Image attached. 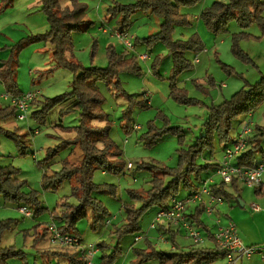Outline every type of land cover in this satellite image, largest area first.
I'll return each mask as SVG.
<instances>
[{
  "label": "rangeland",
  "instance_id": "obj_1",
  "mask_svg": "<svg viewBox=\"0 0 264 264\" xmlns=\"http://www.w3.org/2000/svg\"><path fill=\"white\" fill-rule=\"evenodd\" d=\"M8 1L6 0V2ZM15 1L19 3L18 0H13V3ZM22 1L24 0H20V2ZM137 1L82 0L81 2L88 7L86 20L92 25L86 31L72 34L74 47L72 53L69 54L72 61L85 67H106L108 63L106 52L109 46H115L118 51L124 50L123 43L113 36L114 30L119 29L118 19H112L108 16L107 9L114 3L127 5L135 4ZM216 1L225 2V0H198L191 7H181V13L189 15L191 24L189 26H176L174 30L173 38L175 40L188 41L192 35L197 34L205 47L203 51L197 53H186V59L191 61L194 67L183 72L176 82L180 89L187 91L190 99L199 101L196 102L197 104H181L170 97V75L173 61L161 39L156 41L151 48L144 44L136 45L133 41V45L136 46L131 54L138 58L142 74L138 76L123 73L120 76L126 93L139 101L148 97L151 102L148 109L135 108L133 113L134 130L126 131L123 127V113L128 107L126 99L121 94H117L115 90H108L103 83H96L105 99L103 111L106 114V119L94 121L91 125L93 127H110L109 137L123 151L125 162L124 170L119 174L97 170L93 175L95 184H107L109 186L105 190L93 193V197L101 201L109 213L105 225H100L96 230L91 227V210H88V218L80 220L76 225L78 234L82 237L83 248H87L89 244L95 245L98 249L100 244L109 246L103 250L99 249L97 258H95L96 264L99 263L104 253L111 254L118 243L114 231L116 228H122L126 223L124 205L134 203L136 208L142 206L139 201L132 202L129 191L144 193L151 188L152 173L147 169L138 168L139 165L156 162L161 167H175L178 163V153L183 148L179 144L178 137L169 134L162 137L154 145H146L145 139H141V136L148 131V122L155 121L156 126L162 128L164 126L163 120L157 119V115L162 113L169 119L172 126L181 127L185 135V145H192L201 135L202 125L205 123L212 105H218L231 98L246 83L254 84L264 76V39L251 38L240 42L241 49L251 57L257 68L238 60L231 51L234 34L245 31L253 36L259 37L261 35L256 24H252L244 30L236 21H232L226 33L214 34L207 29L201 20L202 11ZM2 4L3 1L0 0V6ZM16 8H13L14 13ZM16 15L20 14L16 13ZM12 22L15 20L12 19ZM161 22L160 16L139 11L133 15L132 24L127 33L134 38H148L160 31ZM104 27L109 31L108 34L101 31ZM111 34L113 35L111 36ZM4 35L8 37L7 41L4 40ZM32 35L19 33L12 29L0 35V42L2 43L0 44V61L9 58L11 47ZM5 43L9 45L6 46ZM49 49V45L40 42L32 43L22 49L19 54L20 64L17 67L16 75L20 91L36 93L37 100L43 103H46L48 99L73 91L76 75V72L69 67H59L49 71L53 64ZM45 51L47 53H44ZM142 55H147V57L143 56L144 59H142ZM197 59L199 63L196 62ZM194 82L200 83L201 87H197ZM6 94L4 84L0 79V108L10 104V101L3 97ZM64 107H66L65 104L53 108L43 124L34 119L32 113H29V117L25 121H19L12 117L0 124L4 129L20 135L23 144L27 147V149L20 148L13 139L0 135V168L11 167L13 170H18L14 178L24 182L22 192L36 194L44 207L40 214L31 209L34 216L26 217L19 210L18 205L0 196V223L4 220H12L10 229L6 230L0 238V248H15L19 255L23 253L20 256L9 258L8 264H44L40 254L37 253V249L32 247L37 232H43L49 224L58 223L52 219V215L54 212L61 213L60 205L63 201L68 200L70 203H76L72 196V184L74 182L66 180L57 190L46 189L42 185L44 174L51 176L59 171L64 160H81V149L78 147H75L74 150L73 146H62L57 149L63 140L74 137L71 129L69 131H65V129L78 126L76 113L61 116L60 111ZM254 114L253 128L256 126L255 123H261L263 125L260 126H264V102ZM244 120L245 118L241 116L233 121L231 137L237 136V132L243 130L242 123ZM35 131L37 132L35 133ZM50 148H56L58 153L49 157L48 150ZM220 150V146L217 147V158L220 155ZM25 151L26 153L22 154ZM212 157L207 152L198 160V163H208L212 161ZM129 163L132 164V169L128 168ZM216 178L219 182L222 181L220 177ZM110 190L115 193L111 194ZM188 193L187 190L181 189L179 199H187ZM158 213L159 207H150L140 219L141 231L128 234L120 240L121 254L115 264H131L135 259L133 248H146V238H149L159 250L172 252L190 250L192 243L182 233L179 234L177 243H174L177 250H172L167 234L164 235L167 244L160 240L158 228L161 224L151 228ZM204 220L209 222L207 215L204 216ZM137 237L143 239L136 242ZM203 244L199 246L203 247ZM144 264H159V262L153 260Z\"/></svg>",
  "mask_w": 264,
  "mask_h": 264
},
{
  "label": "trees",
  "instance_id": "obj_2",
  "mask_svg": "<svg viewBox=\"0 0 264 264\" xmlns=\"http://www.w3.org/2000/svg\"><path fill=\"white\" fill-rule=\"evenodd\" d=\"M1 11H5L12 6L13 0H2ZM82 0H40L38 11L47 17L49 31L45 34L32 35L22 39L15 46L10 48V55L7 60L0 61V79L4 84L7 95L10 98H19L23 95L20 91L16 75L17 67L20 64L19 54L26 46L40 42L49 45V54L52 57V66L49 71L59 67H69L76 75L74 77L73 91L48 99L46 103L35 100L34 109L30 114L40 124L45 123L48 113L56 106L66 105L61 111V116L71 113L78 115V126L65 129H71L74 133L73 138L62 141L60 147L73 146L81 149L80 161L64 160L61 169L53 175L44 174L42 185L46 189L57 190L64 181L74 182L72 184V196L76 203H70L65 200L61 203V213L52 215V219L58 222L56 225L63 234L74 233L80 237L76 229L77 223L88 218V210H91V227L96 230L102 224L105 225L109 213L103 203L93 197L94 192L107 189L109 186L97 185L93 181L94 172L101 170L106 173L119 174L124 170L125 162L123 160V151L109 137V126L93 127L94 121H103L106 114L103 111L105 99L96 83L101 82L108 90H115L121 94L128 103L124 111L123 127L126 131L134 130L133 113L135 108L148 109L150 105L149 98L135 100L123 89V83L120 79L121 74L130 73L140 76L142 68L138 58L131 54L133 51L124 46L123 51H118L115 46L107 48L106 56L108 63L106 67L90 66L85 67L72 61L69 54L73 51L72 34L74 32L86 31L91 22L86 20L87 5ZM198 0H138L135 4H120L108 7L107 15L119 23V30L127 32L132 24V17L137 12H150L161 17L160 31L148 38H134L135 44L152 45L161 39L167 49L168 55L172 58L173 67L170 75V97L181 104H197V99H190L185 89H180L176 82L178 77L185 71L193 69L194 64L187 60V52H200L204 50L202 40L197 34L192 35L188 41L175 40L174 30L176 26H189V15L182 14L181 7H191ZM207 29L214 34L226 33L228 26L232 21H236L244 30L252 24H256L260 29L259 37L253 36L248 32H240L232 36L231 51L233 55L245 64L253 65L257 68L251 57L240 47L241 40L264 39V0H225L216 1L211 6L206 7L201 15ZM135 45V46H136ZM134 46V47H135ZM8 49V48H4ZM156 66V63H154ZM233 72V70H230ZM197 87L200 83L194 82ZM25 94V93H24ZM38 101V103H36ZM264 102V76L254 83H246L245 86L232 95L231 98L224 100L218 105H212L209 109L208 117L202 125L201 135L192 145H185V135L181 127H174L169 119L162 113L157 115V119L163 120L164 126L158 128L155 121H149L148 131L141 136L145 139L146 145H154L166 135L178 137L179 144L183 146L178 153V163L175 167H161L158 163H142L138 168L147 169L152 173L151 188L140 193L134 190L129 191L132 202L142 203L140 208H136L134 203L124 205L126 212L125 224L122 228H116L115 234L118 243L111 254H103L98 264H115L121 254L120 240L128 234H134L141 231L140 219L143 213L150 207H159L165 210L169 207L173 198L179 199L181 189L187 190L189 199L198 192L203 182L210 178L213 171H217L219 164L209 161L208 163H198V160L205 154L210 153L214 156L216 145L228 147L233 141L231 131L233 121L241 116H247L254 113ZM195 103V104H194ZM36 104V105H35ZM36 106V107H35ZM15 117L17 119V109L9 104L0 108V124ZM29 117V115H28ZM255 130V131H254ZM253 133L248 138L247 150L237 158V164L242 167L255 168L260 162L264 161V126L256 125ZM37 131H35L36 133ZM34 133V132H33ZM0 135H5L13 139L20 148L27 149L23 144L21 136L16 132H11L0 126ZM23 146V147H22ZM186 146V148H185ZM56 148L48 150V156L52 157L58 153ZM26 151L22 154H25ZM260 155V158L258 156ZM113 159V160H112ZM115 159V160H114ZM131 164V163H129ZM128 164V165H129ZM18 170L10 168H0V196L21 207H30L37 214L44 210L41 202L34 193L22 192L24 182L14 178ZM212 193L226 201L233 199V195L226 191L225 185H211ZM237 189V184H234ZM115 193L114 191H111ZM258 192H263L259 190ZM186 200V199H182ZM205 213L204 205L198 206L194 214L189 218L194 220L196 225L207 235V241L214 246L201 247L194 246L187 252H172L157 249L153 243L146 238V248L135 249L133 252L135 259L131 264H144L157 260L159 264H206L215 261L219 256L224 255L217 248L214 237L208 226L202 221L201 217ZM12 220H4L0 223V238L3 233L10 229ZM50 225V224H49ZM48 225V226H49ZM171 233V239L175 235ZM49 237L48 227L43 232H37L33 241V248L38 246ZM81 239V238H80ZM82 241V239H81ZM100 250L108 248L106 244L98 245ZM23 254V253H21ZM20 254V255H21ZM59 256L67 258L68 264H84L85 258L83 251H73L65 249L62 252H56ZM19 252L15 248H0V264H8V259L17 257ZM19 255V256H20Z\"/></svg>",
  "mask_w": 264,
  "mask_h": 264
},
{
  "label": "built area",
  "instance_id": "obj_3",
  "mask_svg": "<svg viewBox=\"0 0 264 264\" xmlns=\"http://www.w3.org/2000/svg\"><path fill=\"white\" fill-rule=\"evenodd\" d=\"M102 31L104 33L109 32L105 28H102ZM113 36L120 40L127 49L133 51V36L119 29L114 30ZM143 56L147 57V55H142V59H144ZM37 97V94L34 92L25 93L19 98L7 97L10 104L17 109V120L25 121L28 118L33 102L37 100ZM253 130V123L248 121L243 130L233 139L232 144L224 149L223 158L219 163L216 174L222 179L221 182L225 186H231L235 180L250 188L264 186V161L259 163L255 168L235 165L236 159L247 150L248 138L253 133ZM128 168L132 169V164H129ZM211 185L219 186V184H215L214 178L210 177L203 182L200 190L189 199L173 198L167 209L159 211L151 228H155L160 224H166L167 228H172L179 232L182 231L186 238L192 242V245L199 246L203 244L206 239L204 233L189 218L188 209L190 205L204 204L205 212L210 216L214 213L216 205L224 203L223 198H218L212 193L210 189ZM205 197L208 198V202H205ZM254 209L259 208L255 207ZM19 210L26 217L34 216L33 211L28 207H21ZM48 231L51 245L73 251H83L84 264H96L95 258L99 253V249L95 245L89 244L87 248H83L82 241L78 235L74 233L63 234L55 223L48 226ZM213 237L217 248L228 258L230 264H237L241 260L250 259L256 254H260L264 259V249L260 246H245L239 238L235 224L232 222L226 226L219 227L218 231L213 234ZM142 239L141 237H137L136 242ZM161 239L163 242L165 241L163 236H161Z\"/></svg>",
  "mask_w": 264,
  "mask_h": 264
},
{
  "label": "crops",
  "instance_id": "obj_4",
  "mask_svg": "<svg viewBox=\"0 0 264 264\" xmlns=\"http://www.w3.org/2000/svg\"><path fill=\"white\" fill-rule=\"evenodd\" d=\"M18 1L19 3L15 1L11 6V8L8 7L9 9H7L6 11H0V35H3V33L9 29L28 35L47 33L50 28L49 23L47 21V17L43 13L38 11V8L40 7V0H24L22 2H20V0ZM13 8H16L15 13L13 12ZM18 10L19 12H17ZM16 13H19L20 15H16ZM12 19H14L15 22H12ZM4 40L5 41L8 40V37L5 35H4ZM7 43H5L4 45H6ZM0 44L2 43L0 42ZM44 53H47V51H45ZM196 62L199 63L198 59L196 60ZM3 97L4 99H6L9 96L6 94ZM8 99L9 98H7L6 100ZM32 109H34L33 106ZM254 115H255L254 113H251L247 116H243L245 118L244 122L242 123L243 128L245 127L248 121H251L252 123L254 122L253 121ZM255 125H263V124L255 123ZM238 133L240 132H237V134ZM235 137H233V139ZM232 142L229 144V146L232 144ZM220 149H221L219 152L220 155L218 156V158H217V153L215 151L216 156H213L211 158L212 159L211 162L219 164L222 161L224 147L220 146ZM235 165L239 166L237 164V159L235 161ZM209 177L214 178L215 184L220 185L222 183L219 182V180H217L216 177L219 176H217L215 171H213ZM235 183L237 184L236 190L234 189ZM225 189L226 191H228L233 195V199L230 201L224 200V203L216 205L214 208V213L210 216L205 212L201 217L202 221L205 223L206 226L209 227L212 235L218 231L219 227L226 226L228 223L232 222L235 224L239 238L241 239L242 243L245 246L248 247L260 246L264 249V186L260 188L258 187L250 188L235 180L231 186H225ZM259 190H263V192L262 193L258 192ZM205 202H208L207 197H205ZM198 206L200 205L189 206L188 214L190 216L193 215L195 209ZM255 207H258L259 209H254ZM205 215H207V218H209V222L204 220ZM158 231L160 232V236L163 235L164 238H165L164 235L167 234L170 238V244L172 245V250H177V247H175L174 243H177L179 234L182 233L184 235V233L182 231L180 232L175 231L172 228H167L166 224H161L160 227L158 228ZM170 232H173V235H175L174 239H171ZM203 233L206 239L202 246L204 248H207V247H211L212 245L213 247L214 245L210 241H207L208 239L206 233L204 231ZM184 237L186 238L185 235ZM80 238L82 239L81 236ZM160 240L162 241L161 237ZM165 241L164 243L167 244L166 243L167 241L166 242ZM64 250L65 249L63 248L51 245L49 242V238L47 237L46 240L43 241V243H41L38 246L37 253L40 254V257L43 259L44 264H68L67 258L63 256H59L58 254L57 255L54 254L56 252H62ZM183 252H187V251H183ZM206 264H230V263L228 258L225 255H222L219 256L215 261ZM237 264H264V259L260 254H256L252 256L250 259L241 260Z\"/></svg>",
  "mask_w": 264,
  "mask_h": 264
}]
</instances>
